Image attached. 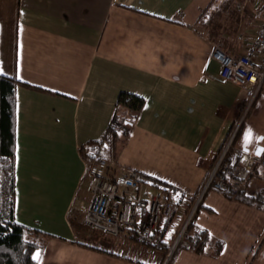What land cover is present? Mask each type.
<instances>
[{
	"label": "crops",
	"instance_id": "crops-1",
	"mask_svg": "<svg viewBox=\"0 0 264 264\" xmlns=\"http://www.w3.org/2000/svg\"><path fill=\"white\" fill-rule=\"evenodd\" d=\"M263 21L262 0H17L0 17V72L18 79L15 218L47 233L38 264H163L160 247L78 226L91 201L80 147L104 134L121 91L145 103L101 154L189 193L175 231L193 212L191 233L212 235L202 251L180 243L170 264H264V208L213 187L194 208L234 127L236 148L264 135V90L242 118L250 88L212 57L217 44L246 52ZM246 183L264 188V167Z\"/></svg>",
	"mask_w": 264,
	"mask_h": 264
},
{
	"label": "built area",
	"instance_id": "built-area-1",
	"mask_svg": "<svg viewBox=\"0 0 264 264\" xmlns=\"http://www.w3.org/2000/svg\"><path fill=\"white\" fill-rule=\"evenodd\" d=\"M212 57L220 62L224 79L250 88L248 105L242 111L243 118L251 103L264 90V21L246 52L234 55L216 45ZM239 126L240 123L234 127L220 151L195 209L207 188L232 193L243 191L247 179L257 173V167H264V135L252 146L237 147L230 161L225 159ZM86 174L89 176L91 201L83 215L84 225L113 236L126 234L140 244L160 247L163 249V264H168L180 243L191 245L187 235L193 212L175 231L176 221L189 193L138 169L118 172L104 156L87 162ZM148 185L158 191L149 194L146 191Z\"/></svg>",
	"mask_w": 264,
	"mask_h": 264
},
{
	"label": "trees",
	"instance_id": "trees-1",
	"mask_svg": "<svg viewBox=\"0 0 264 264\" xmlns=\"http://www.w3.org/2000/svg\"><path fill=\"white\" fill-rule=\"evenodd\" d=\"M17 83L18 79L15 75L0 72V264H38L36 250L43 246V235L47 233L38 227L21 223L15 218ZM28 85L40 88L35 85ZM144 103L145 98L141 95L129 91L119 93L112 120L104 134L99 139L91 140L80 147V152L87 162L103 156L101 154L102 147L111 141L114 134L121 133L126 137L128 136ZM240 130H237L227 150L225 158L227 161H230L234 155L235 143ZM221 191L229 197L264 208V188L252 194L246 193L244 190L237 193L228 190ZM193 222L192 219L187 239L192 248L202 251L206 244L212 240V235L206 229L191 233ZM215 241L217 243L216 251L220 252L224 242L219 239ZM138 264L146 263L138 261Z\"/></svg>",
	"mask_w": 264,
	"mask_h": 264
},
{
	"label": "rangeland",
	"instance_id": "rangeland-1",
	"mask_svg": "<svg viewBox=\"0 0 264 264\" xmlns=\"http://www.w3.org/2000/svg\"><path fill=\"white\" fill-rule=\"evenodd\" d=\"M17 6V0H0V17L2 20L7 18L9 15H12L15 12ZM206 16L205 11H204V17ZM217 46H220L217 44ZM221 47V46H220ZM222 48V47H221ZM105 158H108L106 154H102ZM197 213V212H196ZM196 215V214H195ZM188 216V213L186 214V217ZM195 221V217H194ZM80 228H83V233L84 234H90L95 235V234H102L96 230H92L90 227L84 225L81 221L79 222L78 225Z\"/></svg>",
	"mask_w": 264,
	"mask_h": 264
}]
</instances>
